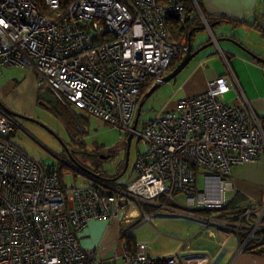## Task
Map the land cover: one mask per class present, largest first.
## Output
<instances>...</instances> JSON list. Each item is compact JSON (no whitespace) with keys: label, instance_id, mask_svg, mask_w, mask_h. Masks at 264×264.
<instances>
[{"label":"built area","instance_id":"built-area-1","mask_svg":"<svg viewBox=\"0 0 264 264\" xmlns=\"http://www.w3.org/2000/svg\"><path fill=\"white\" fill-rule=\"evenodd\" d=\"M185 1L70 0L66 7L65 0H0V65L37 73L66 105L133 133L147 146L129 184L77 170L83 182L68 186L56 169L8 139L17 123L0 107V264H93L97 252L85 251L78 238L90 221L117 220L133 200L163 198L167 204L179 194L188 209L222 210L234 186L233 167L261 161L264 122L225 54L228 73L211 81L205 93L145 122L142 131L133 130L148 86L166 77L172 61L188 52V39L176 45L165 26L169 14L184 18ZM190 1L212 32L198 1ZM198 171L216 181V197L198 190ZM261 210L256 224L237 226V232H246L241 251L264 230V203ZM136 251L127 254L128 264H149L146 244L137 243ZM165 259L167 264L211 261L191 254Z\"/></svg>","mask_w":264,"mask_h":264},{"label":"crops","instance_id":"crops-1","mask_svg":"<svg viewBox=\"0 0 264 264\" xmlns=\"http://www.w3.org/2000/svg\"><path fill=\"white\" fill-rule=\"evenodd\" d=\"M197 1L208 16L209 23L216 24L214 32L209 31L211 37L201 40L197 47L212 39L232 38L264 58V0ZM222 19L244 23L234 26L221 23ZM215 46V50L207 51L201 58L195 59L192 62L194 66L185 75L182 74L184 77L179 82L178 77L165 85L173 100L171 104L176 107L177 102L183 99L205 93L211 81L226 75L225 54L254 111L264 120V64L230 41L216 42ZM27 70L33 75L31 90L32 87L37 89L40 85L38 74ZM1 86L0 90L3 88ZM16 123L18 129L20 125ZM70 177L75 179L76 175ZM200 178L204 179L201 188L198 187ZM231 179L234 186L227 193L224 210L188 209L182 194L183 197L176 196L172 204H166L163 198L143 204L133 200L128 212L122 211L117 220L90 221L78 234L80 245L87 252H97L99 258L93 264H128L127 249L122 239L124 233L128 232L136 237L137 243L146 244V254L150 259L191 254L201 262L211 259L208 264H264V253L256 252L255 249L247 250L250 244L241 251L242 238L246 232H237L238 224H256L262 216L264 154L259 162L234 166ZM63 183L72 186L71 182L66 181L65 174ZM196 186L211 197L217 196L216 181L213 178L206 179L204 172H197ZM247 210H251V216L242 219ZM261 233L264 230L257 235ZM262 243L264 241L258 245Z\"/></svg>","mask_w":264,"mask_h":264},{"label":"rangeland","instance_id":"rangeland-1","mask_svg":"<svg viewBox=\"0 0 264 264\" xmlns=\"http://www.w3.org/2000/svg\"><path fill=\"white\" fill-rule=\"evenodd\" d=\"M200 23L201 27H204V23ZM210 37L211 33L208 28L196 32V36L193 38L194 47L197 49L201 40ZM215 48L214 45L204 50L195 59L201 58L202 54L215 50ZM193 66L194 63L191 62L183 71L184 75ZM21 67L0 65V86L3 87L0 90L1 102L14 114L32 120L13 118L20 125L11 135L14 145L46 167L58 168L60 164L65 163L66 165L67 163L69 167L66 170L65 179L71 182L70 185L73 183L76 187L83 182L84 178L77 175L68 164L73 162L67 150L72 151L74 163L94 174L101 170L108 178H115L116 174L120 175L121 177L116 182L117 185L125 186L138 176L137 160L141 154L146 152L147 146L140 144L138 138H133L126 170L127 141L130 133L82 110H77L73 105L70 108L64 107V110L61 109L58 105L60 100L46 82L39 85L37 89L32 87L31 90L30 85L34 82L31 78L33 75ZM182 74L178 76L179 78L177 77L178 79L176 78L177 82L184 77ZM38 97L42 103H39ZM45 102L51 104L58 114L49 111L43 105ZM172 102L168 88L165 85L159 88L147 100L143 108L138 131H142L145 122L162 116L164 113L175 112L179 102L176 107L175 104H171ZM104 156L108 157L104 158ZM96 162L101 165L98 167ZM197 170L200 169L196 168ZM71 175H76L75 179L74 177L71 179ZM107 177L102 176L104 179H108ZM203 181L204 179L200 178L199 188ZM177 196L183 197L181 194Z\"/></svg>","mask_w":264,"mask_h":264},{"label":"trees","instance_id":"trees-1","mask_svg":"<svg viewBox=\"0 0 264 264\" xmlns=\"http://www.w3.org/2000/svg\"><path fill=\"white\" fill-rule=\"evenodd\" d=\"M70 5V0H65V6L68 7ZM43 14L45 15H53L52 13L50 12H47V10L43 9L42 10ZM209 19V18H208ZM209 21V20H208ZM201 19H200V15L199 13L197 12V10L195 9V7L193 6L192 2L190 0H186L185 1V14H184V18L182 20H180L177 16V14H169L167 15L166 17V22H165V26H166V30H167V33L169 34L170 36V39L172 40V42H174L176 45H179L182 40L184 38H187L190 37V35L192 34V39L196 36V32L200 31L201 29H203L201 27ZM221 23L225 22V23H230L234 26H239L241 25L242 23L244 22H235V21H231V20H227V19H222L220 20ZM189 42V41H188ZM211 41H208L206 44L210 43ZM205 45V44H203ZM203 45H200L199 47H202ZM197 47V48H199ZM228 57V56H227ZM182 57L181 58H178V59H175L174 61H172V64L170 66V69L169 70H174L179 64L180 62L182 61ZM255 59V58H254ZM258 61V60H257ZM259 62V61H258ZM261 63V62H260ZM263 64V63H262ZM229 65H230V62H229ZM231 66V65H230ZM183 73V72H182ZM181 73V74H182ZM224 76V75H223ZM40 85L43 84V82H40ZM240 83V82H239ZM151 87V85L148 86L147 88V91L149 90V88ZM50 88V87H49ZM51 89V88H50ZM146 91V92H147ZM53 92V91H52ZM146 92L144 94H146ZM54 93V92H53ZM55 94V93H54ZM56 96V94H55ZM231 96V95H230ZM57 97V96H56ZM58 98V97H57ZM233 95L231 97L227 96L226 97V102L228 104L232 103L233 101ZM59 99V98H58ZM187 99V98H186ZM60 100V99H59ZM185 100V99H183ZM38 101L39 103H42L41 102V99L38 97ZM182 101V100H181ZM180 102V101H179ZM43 105L51 112H53L54 114H58L55 109L53 108V106L47 102L43 103ZM58 105L61 109L64 110V107H67V108H70L71 107V104H68L66 105L65 103H63L61 100L60 102H58ZM74 106V105H73ZM76 107V106H75ZM77 108V107H76ZM77 110H80L79 108H77ZM83 111V110H82ZM85 112V111H84ZM169 113H173V112H169ZM166 114V113H164ZM262 119V118H261ZM263 120V119H262ZM264 122V120H263ZM11 135L8 137V139L11 141ZM72 152V151H70ZM72 156L73 153H72ZM71 165V162L68 163ZM96 165L99 167L101 164H99L98 162H96ZM52 168L56 169L58 171V174L60 176V179L61 181L63 182V176L64 174L66 173V170L67 168L69 167L68 165H65V164H60V166L58 168L54 167V166H51ZM93 172H96V171H93ZM95 176H106V174H103L101 172V170H98L95 174L94 173H91ZM117 175V174H116ZM120 176V175H118ZM116 176L115 178H111V177H107L108 179H105L106 181L108 182H111V183H114L116 184L117 180L116 178L118 177ZM169 204H172V201L169 202ZM226 208V207H225ZM224 208V209H225ZM222 209V210H224ZM125 241H126V249H127V254L129 255H134L137 251V241H136V237L132 236L131 234H128L127 233H124L123 235V238ZM261 241H264V233H261L260 235H257V237L254 238V240H252L249 244H250V248L247 249V250H253L255 249L256 252H263L264 253V243L259 244V242ZM255 245V247H254ZM99 258V257H98ZM149 264H167V260L165 258L163 259H150V262Z\"/></svg>","mask_w":264,"mask_h":264},{"label":"water","instance_id":"water-1","mask_svg":"<svg viewBox=\"0 0 264 264\" xmlns=\"http://www.w3.org/2000/svg\"><path fill=\"white\" fill-rule=\"evenodd\" d=\"M215 23L210 24L211 29H213L215 27ZM203 29L206 28L205 26L202 27ZM201 29V30H203ZM200 30V31H201ZM188 44H189V49L188 52L186 53V55L183 57L182 61L180 62V64L174 69V70H170V73L162 78L160 81H157L154 85H152L149 90L146 92V94L143 96V98L141 99V101L139 102L137 111H136V116H135V121H134V125H133V130H137L138 129V124L142 115V111L143 108L147 102V100L149 98H151V96L161 87H163L166 84H169L170 82L174 81L190 64L191 62H193L195 60V58L197 56H199L204 50L212 47L215 45V43H220L221 41H230L233 44L241 47L244 51H246L247 53H249L253 58H255L256 60H258L259 62L264 64V59L258 55H256L255 53H253L252 51H250L248 48H246L245 46H243L241 43H239L237 40L232 39V38H218V39H212V41L208 44L203 45L202 47L199 48H195L193 45V39H192V34L190 35V37H188ZM0 107L2 108V110L4 112H6L7 114H9L10 116L17 117V118H22L28 121H32L30 118H26V117H21L19 115L14 114L13 112H11L1 101H0ZM134 135L133 133H131L129 135L128 138V147H127V160H126V170L128 168V164H129V154H130V149H131V144L133 141ZM68 154L71 158V161L74 163V158L71 154L70 151H68ZM104 158H107L104 156ZM71 163L73 166V169H77V170H82V171H86L88 173H92L91 171H89L88 169L83 168L81 165L77 164V163ZM125 170V171H126ZM121 176L117 177L116 180H118Z\"/></svg>","mask_w":264,"mask_h":264},{"label":"flooded vegetation","instance_id":"flooded-vegetation-1","mask_svg":"<svg viewBox=\"0 0 264 264\" xmlns=\"http://www.w3.org/2000/svg\"><path fill=\"white\" fill-rule=\"evenodd\" d=\"M127 147H128V143H127ZM106 157H108V156H106ZM126 160H127V157H126ZM73 165L71 164V167H72ZM117 176H118V174H117Z\"/></svg>","mask_w":264,"mask_h":264},{"label":"clouds","instance_id":"clouds-1","mask_svg":"<svg viewBox=\"0 0 264 264\" xmlns=\"http://www.w3.org/2000/svg\"><path fill=\"white\" fill-rule=\"evenodd\" d=\"M169 73H170V70H169ZM12 117V116H11ZM13 118V117H12ZM77 171V169H75ZM93 175V174H92ZM133 181V180H132ZM129 184V183H128Z\"/></svg>","mask_w":264,"mask_h":264}]
</instances>
